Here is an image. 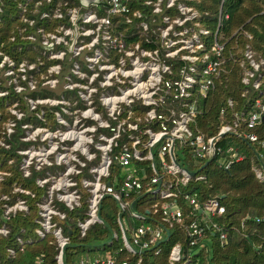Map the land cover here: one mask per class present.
<instances>
[{
    "label": "built area",
    "instance_id": "obj_1",
    "mask_svg": "<svg viewBox=\"0 0 264 264\" xmlns=\"http://www.w3.org/2000/svg\"><path fill=\"white\" fill-rule=\"evenodd\" d=\"M29 1L20 5V17ZM83 1L80 0L81 6L42 11L40 19L57 21L55 32L39 26L26 36L41 46L47 59L55 61L47 67L48 72L59 64L56 77L80 74L69 71V66L63 63L67 62L69 53L77 56L87 49L84 58L87 72L81 74L82 83L62 90L74 93L82 103L78 104V109L82 110L80 121L86 119V123H82L85 126L81 130L63 134L64 142L74 141L72 150L75 153L72 157L66 156L64 180L48 190L45 196L48 205L43 204L38 209L34 219L38 225L35 240L52 236L57 249L56 264H65L62 248L69 244V237L54 221L53 215L61 220L67 215L65 210L52 207V199L54 196L67 211H72L80 207L84 195V217L76 222L79 237H83L92 225L103 221L101 207L109 198L117 206L119 236L112 231L107 245L114 247L113 242L118 238L121 243L113 255L110 252L96 257L86 255L76 264H129L127 260H117L115 255L122 250L140 253L153 249L156 254L158 245L169 238V229L174 226L184 230L192 246L203 240L207 230L221 229L211 219L221 216L225 208L216 198L199 201L195 193L184 190L191 178L202 180L204 175H197L183 164L213 161L218 168L227 171L234 163L243 161L244 155L237 146H218L217 142L227 133L250 144L264 145V136L259 138L255 132L264 119V85L261 82L264 60L256 58L252 48L245 45L240 60L241 83L256 92V96L241 118L244 130H239V123L233 120L231 124L222 123L216 134L206 136L194 132L190 126L197 118V99L207 96L213 89L225 61L224 43L219 33L221 21L228 16L221 12L223 0H220L213 32L197 20L199 13L189 5L190 0H96L87 5ZM29 24L33 25L34 21L30 20ZM74 29L78 34L69 50V32ZM133 37L136 39L132 40ZM55 47L61 48L60 61L57 55H46L43 51ZM0 64L13 66L5 55ZM19 65L25 66V70L33 66ZM63 69H67L66 72H62ZM46 85L52 87L54 84L43 79L41 87L47 89ZM28 86L34 88L32 84ZM95 94L98 102L93 104ZM34 102L33 108L44 104L60 109L59 104H62V100L53 104L48 98H37ZM227 104L232 106V100L228 99ZM62 110L65 112L64 108ZM219 114L222 121L223 109ZM60 122L67 126L66 122ZM0 145L3 144L0 142ZM63 150H67V145ZM254 173L262 179L264 166L255 168ZM35 182L40 186L36 179ZM25 194L33 196L31 192ZM135 205L143 207L142 211L134 210ZM124 212L139 224L125 227L121 218ZM15 213L3 216L4 221ZM185 217L190 218L188 223ZM218 238L224 243L226 234L220 231ZM31 241L34 240L16 238V249L21 250ZM16 249L15 246L7 247V256L13 258ZM168 264H190L181 244L171 246Z\"/></svg>",
    "mask_w": 264,
    "mask_h": 264
},
{
    "label": "trees",
    "instance_id": "obj_2",
    "mask_svg": "<svg viewBox=\"0 0 264 264\" xmlns=\"http://www.w3.org/2000/svg\"><path fill=\"white\" fill-rule=\"evenodd\" d=\"M25 1L0 0V59L2 55L7 56L13 62L14 67L24 62L26 66L33 65L31 69L25 70L27 81H22L23 89L16 91L12 86H9L4 88L7 93L0 96V128L8 118L15 122L12 133L7 135L4 131L3 145H0V161L1 166L4 165L9 172V175L4 177L3 183L15 180L23 187L30 189L34 195L19 193L21 197L16 194L26 201L31 213L24 214V212L18 211L7 221L10 231L5 238L0 239V264H56L57 249L52 236L46 235L44 238L25 244L21 250L16 249V237L25 239L35 236L32 221L38 216L37 202L44 191V188L39 187L35 182L39 172L32 168L30 173L24 176L19 168L21 154L18 153V150L22 147L21 145L26 144L22 139L24 135L22 125L32 121L42 123L35 115L41 106L37 105L29 110L26 96L33 99L46 96L45 93L48 91L41 87L43 81L41 76L47 72V67L55 62L47 59L42 53L41 46L36 41H29L26 36L29 33H34L39 26L44 27L45 31L55 32L57 21L40 19L42 11H48L53 7H60L64 10L69 6L81 5L80 0H50L49 2L31 0L26 3L25 12L20 17V5ZM188 3L198 11L199 18L197 20L213 32L216 28L220 0H190ZM221 12L228 15L221 21L219 27V33L222 35L220 40L224 43L225 61L222 64V71L214 81L213 89L207 96L197 99V118L195 123L190 126L194 132L199 131L206 136L216 134L222 123L231 124L233 120L239 123V130H244L241 118L248 111L251 99L256 96V92L241 83L243 67L240 66V60L245 45L252 48L256 58L264 60V0H223ZM30 20L34 21L33 25L29 24ZM62 72H66V70L63 69ZM30 75L36 81L33 84V89H29L27 83ZM261 82L264 85V67L261 73ZM13 96L16 101L18 100L17 107L19 106L18 109L21 111L20 118L12 114L5 105L6 99H12ZM228 99L232 100V106L227 104ZM262 100L264 103V94ZM221 109H223L222 121L219 114ZM51 115L54 117L53 114ZM255 132L259 138H263L264 119ZM217 143L223 148L228 144L237 146L244 155V160L234 163L227 171L218 168L212 161L207 166L212 163L216 169L210 175L204 173L207 166L200 169L203 164L184 163L183 165L187 169L196 171L197 175L203 174L204 179L197 180L193 177L183 188L195 193L199 201L216 198L224 205L225 212L221 216L211 219L221 229L214 232L207 230L203 240L191 246L188 244L184 230L174 226L169 229V238L158 245V253L155 254L153 249L140 253L122 250L115 255L118 261L127 260L129 264H168V253L171 246L179 243L183 253H186L189 258L190 264H264V177L258 179L254 173V169L260 166L258 157L255 152H251L253 148L249 147V142L238 139L234 134H225ZM253 146L258 151L263 150L261 154L264 160V145L253 144ZM11 158L13 161L8 164L7 161ZM82 198L80 207L72 211H67L62 204H59L60 209L66 211L67 217L62 221L55 219L69 237V244L65 247L62 255L65 264H76L81 252H85L89 257L103 256L105 252H110L113 255L114 249L121 243L118 238L113 242L114 247L108 248L107 245L112 231L119 236V227L116 222L117 206L109 198L105 199L110 201L107 207H113L114 212L110 214L102 212L103 207L106 206L104 200L100 212L103 221L95 223L83 237H79L76 222L84 217L86 209L85 196L83 195ZM12 201H15V197L12 198ZM133 209L142 211L143 207L139 208L135 205ZM184 210L187 212L186 208ZM121 218L125 227L139 224L132 220L127 212L122 213ZM4 220L1 217V221ZM189 220V217H185L184 221L188 223ZM220 231L226 234L224 243L219 241ZM13 242H15L16 253L13 258H9L6 248L12 246ZM101 247L102 250H100ZM91 253L95 254L89 255Z\"/></svg>",
    "mask_w": 264,
    "mask_h": 264
},
{
    "label": "rangeland",
    "instance_id": "obj_3",
    "mask_svg": "<svg viewBox=\"0 0 264 264\" xmlns=\"http://www.w3.org/2000/svg\"><path fill=\"white\" fill-rule=\"evenodd\" d=\"M69 33H71L69 34L71 41H69V43L67 44V49L72 50V46L75 44L74 41L78 33L75 29ZM59 50H61L60 47H55L43 51L46 55L50 53H53L52 55H57L56 57L59 58L57 59V61H60L62 51L59 52ZM86 52L87 49H84L77 56L69 53V55L67 56V62L63 63L65 66H69V71H79L80 74H76V77H73L69 74L64 77H56L55 75H58L57 69L59 64H55L54 66H52V71H47V73L42 74V79L48 81L52 85L54 84L52 87L46 85L48 92L45 93L46 96L43 98H48L49 101L53 104L54 102H57V100H62V104H59L60 109L56 108L55 105L42 104L40 110L38 112H35V115L41 120L42 123L40 124L37 121H32L25 122L22 125V127L24 126V135L22 139L26 144L21 145L22 147H20L18 150V152L21 154L19 168L23 172V175L29 174L32 168L35 171L39 172L36 176V180L40 185L39 187L43 185L42 188H44L43 194L40 197V200L37 202L39 210L42 208L43 204L48 205L46 200L47 197L45 196L50 187L56 186L58 183L64 180L63 177L65 176L64 174L66 172V156L69 158L72 157V155L75 153L72 150L74 141L68 140L67 143L64 142L63 134L69 131L81 130L83 126H85V124L82 125V123H84L86 119L80 121L82 110L78 109V104L82 103L78 101L74 93L62 90L66 89V87L82 83L81 74L87 72V69L84 66V58ZM24 75L25 66L19 65L17 67H14V65L8 66L7 64H0V96L7 93V90H5L4 88L9 86H12L16 91L23 89L24 83L22 81H27V79L24 78ZM35 82L36 81L32 79V76L30 75L27 83L33 85ZM26 99L29 105V110L33 109L35 104L34 101L37 100V98L33 99L32 97L26 96ZM28 100H31V102H28ZM92 100L93 104H96L98 102L96 94L92 96ZM17 104L18 100L16 101L14 96L12 97V99H6L5 105L7 106V109H9L12 114L16 115L17 118H20L21 111H19V106L17 107ZM69 104L71 105V107L65 108V106H68ZM63 108L65 109V112L62 110ZM51 114H53L54 117H52ZM60 121L66 122L67 126L62 124ZM73 122L77 123L73 124ZM13 125L14 120L8 118L4 122L2 128H0V142L2 144L4 131L12 132ZM65 145H67V150H63V146ZM12 161L13 159L11 158L9 159V161H7V163L9 164ZM1 165L2 163L0 161V239L5 238L10 231V227L7 221H1V217H6L9 213H13L14 211H21L24 212V214L31 213V209L27 206L26 203H23V198H21L22 196L19 194L30 192V189L23 187L19 182H16L15 180H13L12 182L6 181L3 183L4 177L9 175V172L4 165V167ZM215 169V166L211 163L204 169V173L210 175L215 172ZM73 178L75 181H77L76 177ZM16 194H19L21 197ZM13 197H15V201L11 202ZM105 202L106 206L103 207L102 212L107 214L114 212L113 207H107V204L110 203V201L105 200ZM59 204L60 203L57 202L55 200V197L53 196L51 204L52 207L55 206L57 209H60ZM53 218L54 221L55 219L57 221H62L56 215H53ZM32 224L34 225L33 231L35 232V229L38 227V225L34 220L32 221ZM31 239L35 240L36 236L31 237ZM14 246L15 242H13L12 246L10 247ZM93 254L95 253H91L89 255ZM80 255V257H83L88 254H86L85 252H81Z\"/></svg>",
    "mask_w": 264,
    "mask_h": 264
},
{
    "label": "crops",
    "instance_id": "obj_4",
    "mask_svg": "<svg viewBox=\"0 0 264 264\" xmlns=\"http://www.w3.org/2000/svg\"><path fill=\"white\" fill-rule=\"evenodd\" d=\"M249 147L252 149L251 150V152L253 151V152H255L256 153V156L258 157V164H260V166L259 167H261V165L262 166H264V160H263V156H262V154H261V152H263V150H260V151H258V149L255 147V146H253V144H250L249 143ZM257 166V165H256ZM255 167V166H254ZM201 169V168H200ZM204 169V168H203Z\"/></svg>",
    "mask_w": 264,
    "mask_h": 264
},
{
    "label": "water",
    "instance_id": "obj_5",
    "mask_svg": "<svg viewBox=\"0 0 264 264\" xmlns=\"http://www.w3.org/2000/svg\"><path fill=\"white\" fill-rule=\"evenodd\" d=\"M92 1H96V0H84L83 2H84L85 5H87L88 3L92 2ZM207 164H208V163L205 162V163L201 166V169L205 168V167L207 166ZM191 174H193V172H191ZM167 233H168V232H167ZM64 249H65V246H63L62 251H64Z\"/></svg>",
    "mask_w": 264,
    "mask_h": 264
}]
</instances>
